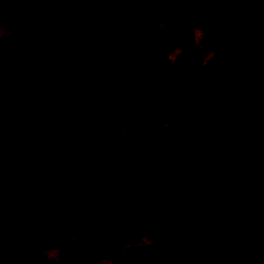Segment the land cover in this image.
Listing matches in <instances>:
<instances>
[{
  "label": "trees",
  "instance_id": "16d2710c",
  "mask_svg": "<svg viewBox=\"0 0 264 264\" xmlns=\"http://www.w3.org/2000/svg\"><path fill=\"white\" fill-rule=\"evenodd\" d=\"M46 15L0 0V264H60L65 242L69 264H264V0H68ZM25 94L80 105L66 140L9 109ZM105 110L131 125L96 136Z\"/></svg>",
  "mask_w": 264,
  "mask_h": 264
},
{
  "label": "rangeland",
  "instance_id": "374dc122",
  "mask_svg": "<svg viewBox=\"0 0 264 264\" xmlns=\"http://www.w3.org/2000/svg\"><path fill=\"white\" fill-rule=\"evenodd\" d=\"M32 1H38L42 2L47 6V15L46 19L51 23V25L55 24L61 14L64 12L66 8V3L68 0H32ZM102 4H106L108 0H101ZM79 30V26L76 27V32ZM18 44V43H17ZM42 60L44 61V64L48 67L50 63L53 60V54L51 50H44L41 54ZM26 100H11L8 102V106L10 109L15 110L16 108H21L22 110H26L28 106L26 107L24 103ZM38 106L40 108H44L43 105H40L38 103ZM45 109L49 110L48 108ZM71 108L65 113H60L57 111H51L49 112V116H44L42 112H39V115H41L42 118V124L46 128L47 124L55 123V127H53L54 130H59V128L62 125L58 126V118H67L71 112H73ZM136 116L138 117H143L145 115L143 106H138L136 109ZM132 123V120L128 118L122 111L120 110H105L103 113V121L100 124L94 125L93 126V132L96 136L101 137L103 136L106 132H117L121 131L124 129H127ZM58 139V136H57ZM83 143H77L75 145L76 151L80 149V144H86L84 141H81ZM88 149L91 150L90 147L87 146ZM79 152V151H78ZM93 152V151H92ZM1 159V158H0ZM87 159V160H86ZM94 159V154L90 153L88 156H82L81 160L87 161V165L92 162ZM82 161V162H83ZM6 162L4 159L0 161V167H2ZM56 214L50 216V221L53 223L54 228L59 230L62 229L63 226L66 223V215L68 213V207L63 199V197L57 198V204H56ZM76 218L78 219V222L80 224L83 223V219L81 216L77 215ZM128 218L133 222L137 223L136 217L134 214H128ZM2 241V237L0 236V244ZM71 249V243L70 242H65L63 243L56 251V258L58 259L60 264H69L70 262V253ZM114 264V263H112Z\"/></svg>",
  "mask_w": 264,
  "mask_h": 264
},
{
  "label": "crops",
  "instance_id": "0c3cea01",
  "mask_svg": "<svg viewBox=\"0 0 264 264\" xmlns=\"http://www.w3.org/2000/svg\"><path fill=\"white\" fill-rule=\"evenodd\" d=\"M18 43V42H17ZM21 45H22V43H18V44H15V46L14 47H16V48H20L21 47ZM43 51V50H42ZM42 51H40L39 52V54L41 55L42 54ZM13 61H14V63L16 64V66L17 67H23L24 66V58L22 57V56H20V55H18V54H15V55H13ZM6 80H7V82L9 83V85H10V87H11V89H17L18 88V83H17V81L14 79V77H13V72H10L9 73V75L7 76V78H6ZM26 100V101H24V103H26L25 104V106L27 107L28 106V108H26V112H28V116L30 117V118H32L33 120H39V121H41L42 122V118H41V115H39V112H42V113H44L43 115L44 116H49L50 115V113L49 112H51L50 110H47V109H45V104L44 103H39L40 105H43V107L44 108H40V106H38V103L33 99V97L30 95V94H25L24 96H22V97H20V98H18V99H15V100ZM9 107V106H8ZM73 109V112H71V114L67 117V118H58V126L59 125H62L60 128H59V130H54L53 129V127H55V123H51V124H47V127L45 128L44 126H43V124L41 125V127H42V131H44L46 134H48L49 136H54L55 134H57L58 132H60V138L62 139V140H66V137H65V134L61 131L62 130V128H63V126L66 124V123H68V121L70 120V118L73 116V115H75V114H77L78 112H80V105L79 104H77V105H75V106H73L72 107ZM9 109H10V107H9ZM11 110H13V109H11ZM15 110H21V111H24V110H22L21 108L19 109V108H16ZM70 110V109H69ZM79 143H83V142H81V141H78ZM78 142H76L75 143V145L78 143ZM75 151H76V148H75ZM79 151V152H78ZM78 151H76L77 153H78V156H79V158L81 159V157L82 156H88L90 153H92L93 154V152H92V150H90V149H88L87 148V146H86V144H80V149L78 150ZM2 159H4V158H1L0 159V161L2 160ZM87 160V159H86ZM4 161L6 162V160L4 159ZM86 161L84 160L83 162L81 161L80 163H79V165L81 164V163H85ZM7 163V162H6ZM6 163L2 166V167H0V169L1 168H3L5 165H6ZM86 164V163H85ZM57 170H58V173L60 174V176L61 177H65L67 174H68V172H69V169H67V168H64V167H61V168H57ZM78 220V219H77Z\"/></svg>",
  "mask_w": 264,
  "mask_h": 264
},
{
  "label": "water",
  "instance_id": "95a60500",
  "mask_svg": "<svg viewBox=\"0 0 264 264\" xmlns=\"http://www.w3.org/2000/svg\"><path fill=\"white\" fill-rule=\"evenodd\" d=\"M79 166L82 167V168H89V165H87L85 163H81Z\"/></svg>",
  "mask_w": 264,
  "mask_h": 264
}]
</instances>
